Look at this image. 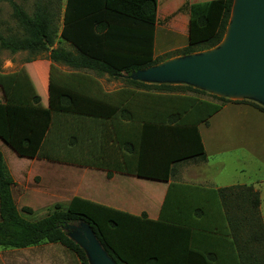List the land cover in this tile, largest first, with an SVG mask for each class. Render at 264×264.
<instances>
[{
    "label": "trees",
    "instance_id": "1",
    "mask_svg": "<svg viewBox=\"0 0 264 264\" xmlns=\"http://www.w3.org/2000/svg\"><path fill=\"white\" fill-rule=\"evenodd\" d=\"M2 1L12 4L19 25L16 34L0 33L2 48L27 51L33 57L50 52L55 64L91 70L100 78L126 76L129 85L98 96L75 80L78 75H70L62 82L52 68L47 108L0 102V140L19 158L52 159L50 154L58 151V141L56 146L52 138L54 116L68 115L92 120L91 127L128 122L131 137L125 150L131 158L126 165L130 174L139 178L167 182L176 165L206 161L200 126L207 125L232 101L188 85H153L130 79L134 72L161 63L154 53L158 0H66L61 32L54 0L38 2L31 16L13 0ZM233 5L234 0L186 5L184 9L190 15L188 44L177 50L179 54L188 56L218 47L226 35ZM57 42L59 47L54 48ZM61 45H69V49ZM29 63L30 60L26 64ZM17 78L14 73L0 81L5 99ZM40 101L38 97L34 99L35 104ZM106 143L104 135L102 148ZM87 161L90 164L89 158ZM98 164L105 166L107 161L100 160ZM13 186L0 152L2 247L23 249L42 242L57 243L74 253L81 264H90L85 251L64 231L65 226L83 222L115 264H264L261 202L252 186L217 190L230 230L228 237L151 220L146 214L134 216L79 197L65 207L57 205L40 221L28 222L17 211ZM190 204L194 217L201 219L204 205Z\"/></svg>",
    "mask_w": 264,
    "mask_h": 264
},
{
    "label": "crops",
    "instance_id": "2",
    "mask_svg": "<svg viewBox=\"0 0 264 264\" xmlns=\"http://www.w3.org/2000/svg\"><path fill=\"white\" fill-rule=\"evenodd\" d=\"M208 1L212 0H158L154 53L160 43L169 40L171 34L188 40L190 15L184 7ZM164 27H169L167 28L169 30H165L167 34L164 33ZM64 46L69 49V45ZM186 46L185 44L175 50H181ZM54 66L58 69L56 76L61 78L62 82L67 80L70 75H78L75 80L88 87L90 93L98 96L111 93L105 91L103 87L101 88L102 77L97 76L96 72L86 69L74 70L64 65L55 64L51 60L49 83L51 69ZM19 77L18 74L17 81ZM16 84L17 82L13 90ZM123 88L124 86L117 91ZM41 104L42 99L39 104L34 102V106L30 107H48H39ZM91 122L93 121L77 116L55 115L52 138L55 145L58 141V151L57 154H50L53 160L19 158L1 140L0 146H6L11 150L13 155L8 156L15 163L13 170L19 178L25 179L22 174L24 172L26 179L30 181L35 175H40L36 169L41 166L49 169L54 166L56 172L71 173L72 177L76 179V187L73 192L67 190L47 192L56 200H64L68 196L72 197L71 200L74 197H79L134 216L146 214L151 220L179 224L209 234L216 232L215 235L229 236L230 230L219 204L217 190L235 186L255 187L254 182L219 187L214 181L213 172H209L211 166L209 159L207 161L209 166L205 168L202 167L203 162L197 161L176 165L173 177L167 182L139 178L130 174L126 165L131 158L125 150V146L130 144V124L122 120L91 127ZM104 135L107 143L104 145L105 148H102L101 138ZM201 135L203 139L202 132ZM73 143L74 146L71 145ZM204 147L207 154L206 145ZM51 148L52 146L50 150H52ZM0 152L6 163L4 152L1 150ZM87 158H89L90 164H87ZM22 160L27 161L26 165L21 164ZM100 160L107 161V164L105 166L98 164ZM8 170L13 178L12 168L8 167ZM15 182L17 181H14V186ZM194 203H200L205 207L201 219H196L193 215L194 210L188 208L189 204L192 206Z\"/></svg>",
    "mask_w": 264,
    "mask_h": 264
},
{
    "label": "rangeland",
    "instance_id": "3",
    "mask_svg": "<svg viewBox=\"0 0 264 264\" xmlns=\"http://www.w3.org/2000/svg\"><path fill=\"white\" fill-rule=\"evenodd\" d=\"M40 1L45 3L49 0H13L30 16L33 15L36 4ZM65 5L66 0H54L53 9L60 32L63 26ZM167 28L169 27H164L163 30H169ZM166 31L164 33L167 34ZM18 32L19 25L14 17L12 4L0 0V33L4 36H9ZM58 36H60V33ZM185 44H188L186 38L173 34L170 35L169 40H164L160 43L159 47L155 49V57L161 62L159 66L170 61L206 55L214 50L211 49L188 56L180 55L175 49ZM58 47L59 44L57 42L54 48ZM29 60L31 63L26 64ZM49 66L50 52L33 57L27 51L13 52L2 48L0 45V81L3 82V77L7 75L14 73L20 75L9 101L3 97V92L0 88V102L7 101L11 105L34 106V99L38 97L42 99V104L39 107H47ZM53 69L58 71L55 66ZM142 83L160 85L149 81ZM100 85L105 91L111 93L116 92L123 86H129L126 76L119 79L109 78L108 76L102 77ZM206 93L232 102L225 104L223 109L211 118L207 125L200 126V131L203 134V143L204 146L206 145L207 151L206 161L203 162L202 167L209 166L207 162L209 159L211 165L209 172H213L212 176L219 187L254 182L255 187L253 189L260 196V214L264 223V110L261 111L254 106L257 105L264 109V100L252 97L226 96L213 92ZM205 98L214 100L211 97ZM0 150L4 152L8 167L12 168L14 181H17L15 186L12 187V197L17 211L24 220L28 222L40 221L52 214L57 205H61V207L68 205L72 198L71 196L64 198V200H56L55 197L47 192H56L58 190L73 192L76 187V179L72 177L71 173L70 175L69 173L56 172L54 171L56 170L54 166L50 169L41 166L36 169L40 175H35L28 181L24 172L22 174L25 179H22L13 170L15 163L8 156L10 154L13 155L11 150L6 146H0ZM26 162V160H22L21 164L26 165ZM28 208L32 212H27L26 209ZM204 208L201 209L205 211ZM82 229L83 226L80 223H76L65 226L64 231L69 238L78 243L74 236L79 237L82 235ZM211 233L215 234L216 232ZM0 264H81V262L74 253L66 250L60 244L42 242L23 249L0 246Z\"/></svg>",
    "mask_w": 264,
    "mask_h": 264
},
{
    "label": "water",
    "instance_id": "4",
    "mask_svg": "<svg viewBox=\"0 0 264 264\" xmlns=\"http://www.w3.org/2000/svg\"><path fill=\"white\" fill-rule=\"evenodd\" d=\"M229 27L232 30L226 47H222L225 35L206 55L170 61L134 72L130 78L160 85L184 83L205 92L264 100V0H234L227 31ZM80 224L83 233L74 239L89 263L115 264L91 228Z\"/></svg>",
    "mask_w": 264,
    "mask_h": 264
},
{
    "label": "bare ground",
    "instance_id": "5",
    "mask_svg": "<svg viewBox=\"0 0 264 264\" xmlns=\"http://www.w3.org/2000/svg\"><path fill=\"white\" fill-rule=\"evenodd\" d=\"M233 18H234V13H233V16H232V20H233ZM231 30H232V28L229 27V29H228V31H227V33H226V37H225V39H224V42H223V44H222V47H226L227 44L229 43L230 36H231Z\"/></svg>",
    "mask_w": 264,
    "mask_h": 264
}]
</instances>
